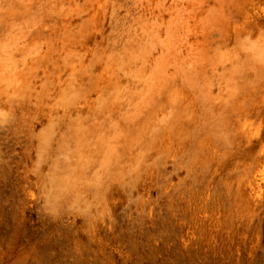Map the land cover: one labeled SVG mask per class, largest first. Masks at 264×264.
I'll return each instance as SVG.
<instances>
[{"label":"rangeland","instance_id":"obj_1","mask_svg":"<svg viewBox=\"0 0 264 264\" xmlns=\"http://www.w3.org/2000/svg\"><path fill=\"white\" fill-rule=\"evenodd\" d=\"M0 264H264V0H0Z\"/></svg>","mask_w":264,"mask_h":264}]
</instances>
